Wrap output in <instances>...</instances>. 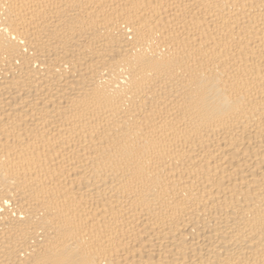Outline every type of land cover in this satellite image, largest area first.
I'll return each instance as SVG.
<instances>
[{"label":"bare ground","instance_id":"obj_1","mask_svg":"<svg viewBox=\"0 0 264 264\" xmlns=\"http://www.w3.org/2000/svg\"><path fill=\"white\" fill-rule=\"evenodd\" d=\"M0 264H264V0H0Z\"/></svg>","mask_w":264,"mask_h":264}]
</instances>
